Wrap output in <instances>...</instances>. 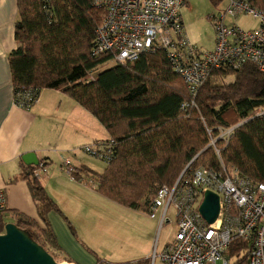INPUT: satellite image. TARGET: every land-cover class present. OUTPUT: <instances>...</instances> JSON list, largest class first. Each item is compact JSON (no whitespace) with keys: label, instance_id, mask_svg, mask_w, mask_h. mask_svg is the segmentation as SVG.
<instances>
[{"label":"trees","instance_id":"16d2710c","mask_svg":"<svg viewBox=\"0 0 264 264\" xmlns=\"http://www.w3.org/2000/svg\"><path fill=\"white\" fill-rule=\"evenodd\" d=\"M16 1V49L8 55L14 97L27 91L31 106L41 90H59L92 114L108 132L106 141H112L104 172L95 175L78 169L72 173L75 180L89 179L113 202L148 211L156 191L171 187L195 156L192 167L218 169L215 151L207 147V132L216 137L218 128L236 126L226 144L216 142L220 159L241 176L264 183V114L258 115L264 108V73L257 66L245 63L236 70H211L194 99L195 107L183 110L181 105L191 97L164 52L143 53L121 64L110 53L92 55L95 30L105 15L98 0ZM250 3L264 13V0ZM36 168L23 167L21 177L28 181L46 228L34 233L31 223L20 216L16 226L49 252L55 241L45 219L60 210L33 175Z\"/></svg>","mask_w":264,"mask_h":264},{"label":"built area","instance_id":"2783aa9c","mask_svg":"<svg viewBox=\"0 0 264 264\" xmlns=\"http://www.w3.org/2000/svg\"><path fill=\"white\" fill-rule=\"evenodd\" d=\"M226 1V9L213 17L214 48L201 52L188 41L181 20L180 11L187 0H98L96 5L105 10V15L95 30L92 55L110 53L113 61L121 64L135 61L143 53L164 52L191 97L181 109L194 108L198 90L211 70H236L251 63L264 73V13L253 7L251 0ZM241 15L256 20V27L242 29L236 23ZM228 16L232 22L225 23ZM15 99L19 107L32 106L33 98L27 91ZM263 114L264 108L258 115ZM235 128H218L216 137L207 132V147L214 149L218 169L192 167L195 156L171 187L156 191L149 217L159 219L161 228L169 223L167 213L172 207L176 212V232L152 260L157 257L161 264H264V183L227 168L216 147L219 140L226 144ZM111 143L96 142L95 150L91 146L83 150L109 162ZM64 170L70 176L76 172L68 160ZM42 172L45 166L39 163L33 175L39 178ZM206 192L215 194L219 201L218 215L212 224H207L199 213ZM6 211V196L0 189V216ZM236 239L237 243H233ZM231 249L235 252L229 256Z\"/></svg>","mask_w":264,"mask_h":264},{"label":"crops","instance_id":"0c3cea01","mask_svg":"<svg viewBox=\"0 0 264 264\" xmlns=\"http://www.w3.org/2000/svg\"><path fill=\"white\" fill-rule=\"evenodd\" d=\"M17 20V1L0 0V189L7 200V211L2 216L7 221L2 224L0 219V234L4 232L6 223L17 225V216L30 222L32 226L29 228L34 233L46 228L32 199L28 181L21 177L23 167H27L22 157L32 153L38 165L46 163L39 181L60 210V214L49 212L45 219L55 241L48 246V253L55 256L54 260L58 258L67 264H95V260L70 247L73 239L64 221L71 231L69 217L80 215L83 221L89 219L97 198L121 205L98 193L88 183L89 179L75 180L68 175L64 162L68 160L76 171L81 169L95 175L102 174L106 167L102 172H96L86 166L80 158L79 149L83 145L106 141L109 134L92 114L59 90H41L37 101L28 109L16 104L8 55L16 49L14 27ZM146 250L143 258L136 260L120 262L117 259L121 256L113 257V254L102 259L113 264L150 260V250ZM154 262L150 260V264Z\"/></svg>","mask_w":264,"mask_h":264},{"label":"rangeland","instance_id":"374dc122","mask_svg":"<svg viewBox=\"0 0 264 264\" xmlns=\"http://www.w3.org/2000/svg\"><path fill=\"white\" fill-rule=\"evenodd\" d=\"M227 4L228 1L226 0H187V4L180 11L181 20L188 41L196 49L201 52L213 50L215 44L213 17L224 11ZM231 19L230 16L226 17L225 23L232 22ZM236 23L242 29L248 30L254 28L257 22L248 16L241 15ZM113 65V62L108 63L98 68V70ZM232 116V114H229L227 118L230 120ZM89 146L95 150L96 142L81 146L79 149L81 150L80 158L82 162H86V166L96 172H102L106 167V162L89 155L83 150ZM73 208H75L74 205ZM167 216L169 223L160 228L159 219H151L148 211H134L97 198L91 216L87 219L89 220V226L88 221H83V217L80 215L69 217L68 222L71 225V231L67 223L65 221L64 223L73 239L70 247L82 252L92 260H95V257L104 259L105 255L111 256V254H113V257L115 255L121 256L117 259L120 262L136 260L143 258L142 256L148 248L150 250L149 258L152 261L155 253L159 254L165 244L171 242L175 237L176 212L172 207L169 209ZM0 219L3 220L2 224L7 221L2 216H0ZM86 228L89 229L88 232L84 231ZM55 260H58V263L65 264L64 261L58 258ZM154 264H161L159 258L156 257ZM216 264H221V261H217Z\"/></svg>","mask_w":264,"mask_h":264},{"label":"water","instance_id":"95a60500","mask_svg":"<svg viewBox=\"0 0 264 264\" xmlns=\"http://www.w3.org/2000/svg\"><path fill=\"white\" fill-rule=\"evenodd\" d=\"M22 160L26 166H38V161L32 153L23 155ZM218 211V197L206 192L199 207L202 218L207 224H212ZM0 264H56V261L28 232L13 223H6L4 232L0 234Z\"/></svg>","mask_w":264,"mask_h":264}]
</instances>
